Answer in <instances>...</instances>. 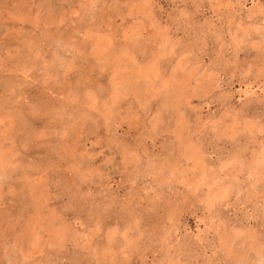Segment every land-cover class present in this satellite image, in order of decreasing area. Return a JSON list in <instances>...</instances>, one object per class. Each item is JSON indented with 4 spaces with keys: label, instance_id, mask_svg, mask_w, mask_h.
<instances>
[{
    "label": "rangeland",
    "instance_id": "rangeland-1",
    "mask_svg": "<svg viewBox=\"0 0 264 264\" xmlns=\"http://www.w3.org/2000/svg\"><path fill=\"white\" fill-rule=\"evenodd\" d=\"M261 146L264 0H0V264H264Z\"/></svg>",
    "mask_w": 264,
    "mask_h": 264
},
{
    "label": "bare ground",
    "instance_id": "bare-ground-1",
    "mask_svg": "<svg viewBox=\"0 0 264 264\" xmlns=\"http://www.w3.org/2000/svg\"><path fill=\"white\" fill-rule=\"evenodd\" d=\"M129 53V52H128ZM132 61V60H131ZM153 62V61H152ZM151 62V63H152ZM141 67H139V69H140ZM145 68V67H144ZM111 69V68H110ZM153 69V68H152ZM142 71V70H141ZM155 71V70H154ZM153 71V72H154ZM149 73H150V71H149ZM153 74V73H152ZM127 76H129V75H127ZM114 78V83L116 84V85H118L119 83L117 82V80L119 81V80H123V78L121 77V75L119 74V72H117L116 74H115V76L113 77ZM126 78V77H125ZM112 79V78H111ZM133 79V78H132ZM146 79V78H145ZM127 80L130 82L131 81V79L128 77L127 78ZM126 86V85H125ZM127 87V86H126ZM125 88V87H124ZM118 91V90H117ZM137 92V91H136ZM119 94V93H118ZM123 94V93H122ZM111 107V106H110ZM173 107V106H172ZM182 127V126H181ZM182 130H183V128H182ZM262 147V150H260V152H257V153H259L258 155H259V158H260V160H261V164H262V166H263V168H264V146H261ZM188 148V146L187 147H185L184 149L186 150ZM190 150H191V155L193 156V157H196V161H197V163H195V164H198V162H200L201 161V157H199V156H197V155H199V153L198 152H196L194 149H192V148H190ZM197 154V155H196ZM254 159V158H253ZM236 160V159H235ZM259 160V159H258ZM238 161V160H237ZM254 161V160H253ZM202 162V161H201ZM202 165V164H201ZM196 166V165H195ZM200 166V165H199ZM207 166V165H206ZM209 168V167H208ZM200 169L202 170L203 169V167H200ZM249 169V168H248ZM161 171V170H160ZM159 171V172H160ZM162 172V171H161ZM168 172V171H167ZM256 172V171H255ZM258 172V171H257ZM169 174H172L171 172L169 173ZM202 174L204 175V172H201V176H202ZM196 178V177H195ZM200 179V178H199ZM195 181V180H194ZM199 181H202L201 179L199 180ZM205 183V182H204ZM227 187H223V186H220V188H219V191L221 192L222 190H224V189H226ZM218 191V192H219ZM217 192V193H218ZM226 192V191H225ZM225 192L223 193V194H225ZM222 193V192H221ZM218 195V194H217ZM216 197V198H215ZM213 198V199H212ZM218 198V196H216V195H214V197H211L209 200V202L211 203V202H214L216 199ZM213 205V204H212ZM255 246V245H254ZM228 256V255H227Z\"/></svg>",
    "mask_w": 264,
    "mask_h": 264
}]
</instances>
